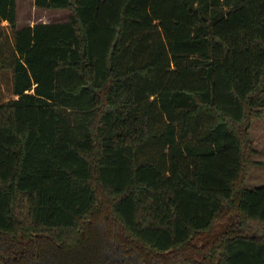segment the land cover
<instances>
[{"label":"trees","instance_id":"1","mask_svg":"<svg viewBox=\"0 0 264 264\" xmlns=\"http://www.w3.org/2000/svg\"><path fill=\"white\" fill-rule=\"evenodd\" d=\"M33 3L70 13L0 0V264H264V0Z\"/></svg>","mask_w":264,"mask_h":264},{"label":"rangeland","instance_id":"2","mask_svg":"<svg viewBox=\"0 0 264 264\" xmlns=\"http://www.w3.org/2000/svg\"><path fill=\"white\" fill-rule=\"evenodd\" d=\"M16 2L18 26L33 24L35 22L61 21L65 20L70 13L69 9L46 10L36 8L33 0H16ZM3 25H5V22ZM3 32L6 34L8 30L5 28ZM2 38H4V36H2ZM249 135L256 149V153L252 158L258 162V164L251 169L248 175L247 187L255 188L264 186V114L260 118L252 120Z\"/></svg>","mask_w":264,"mask_h":264},{"label":"crops","instance_id":"3","mask_svg":"<svg viewBox=\"0 0 264 264\" xmlns=\"http://www.w3.org/2000/svg\"><path fill=\"white\" fill-rule=\"evenodd\" d=\"M34 24V23H33ZM33 24H30V25H33Z\"/></svg>","mask_w":264,"mask_h":264}]
</instances>
